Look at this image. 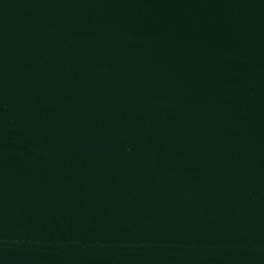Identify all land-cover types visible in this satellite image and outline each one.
Listing matches in <instances>:
<instances>
[{"label": "water", "instance_id": "obj_1", "mask_svg": "<svg viewBox=\"0 0 264 264\" xmlns=\"http://www.w3.org/2000/svg\"><path fill=\"white\" fill-rule=\"evenodd\" d=\"M204 53L264 96V0H145Z\"/></svg>", "mask_w": 264, "mask_h": 264}]
</instances>
